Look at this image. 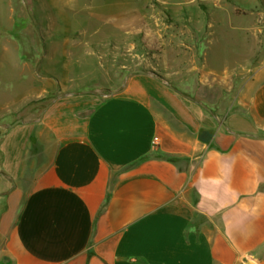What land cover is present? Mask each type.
Instances as JSON below:
<instances>
[{
  "label": "crops",
  "instance_id": "0c3cea01",
  "mask_svg": "<svg viewBox=\"0 0 264 264\" xmlns=\"http://www.w3.org/2000/svg\"><path fill=\"white\" fill-rule=\"evenodd\" d=\"M101 3L111 36L139 30L144 2ZM86 32L32 67L72 65ZM52 76L0 108V264H264V61L212 112L149 71L57 97Z\"/></svg>",
  "mask_w": 264,
  "mask_h": 264
},
{
  "label": "rangeland",
  "instance_id": "374dc122",
  "mask_svg": "<svg viewBox=\"0 0 264 264\" xmlns=\"http://www.w3.org/2000/svg\"><path fill=\"white\" fill-rule=\"evenodd\" d=\"M108 2L113 7L128 3L126 10L129 6L140 9L144 2L139 30L128 38L111 36L105 23L110 15L101 8V0H0V108L15 98L41 91V82L50 74L53 82L47 81L46 88L57 97L96 89L108 94L129 73L143 69L156 71L185 95L217 111L264 61V0ZM245 13L250 17H236ZM69 24L87 31L81 45L72 49L76 52L73 64L61 67L59 59L57 66L53 65L56 69L43 63L34 69L39 56L45 64H53L55 49L59 56H65L61 43ZM250 27L252 32L256 28L262 33L255 37L247 31ZM228 29L236 31H231L229 42L224 43L225 37L220 39L219 33ZM224 65L231 77L229 84L219 75ZM13 77L21 84L10 92L8 82Z\"/></svg>",
  "mask_w": 264,
  "mask_h": 264
},
{
  "label": "water",
  "instance_id": "95a60500",
  "mask_svg": "<svg viewBox=\"0 0 264 264\" xmlns=\"http://www.w3.org/2000/svg\"><path fill=\"white\" fill-rule=\"evenodd\" d=\"M139 72H145V70H143V69H136V70L132 71L131 73H139ZM149 72H150L151 74H153V75H155V76H157V77H159V78L165 80V77H163L161 74L157 73L156 71L152 70V71H149ZM201 105H202L205 109H207L208 111L212 112L211 108L208 107L207 105H205V104H203V103H201ZM12 126H13V125H10L9 127H12ZM245 262H246V264H247L249 261L246 260Z\"/></svg>",
  "mask_w": 264,
  "mask_h": 264
},
{
  "label": "built area",
  "instance_id": "2783aa9c",
  "mask_svg": "<svg viewBox=\"0 0 264 264\" xmlns=\"http://www.w3.org/2000/svg\"><path fill=\"white\" fill-rule=\"evenodd\" d=\"M154 143L156 144V143H157V141H156V140H154Z\"/></svg>",
  "mask_w": 264,
  "mask_h": 264
}]
</instances>
